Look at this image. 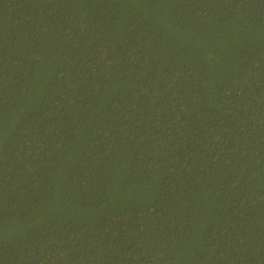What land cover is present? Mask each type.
I'll list each match as a JSON object with an SVG mask.
<instances>
[{"label": "trees", "instance_id": "trees-1", "mask_svg": "<svg viewBox=\"0 0 264 264\" xmlns=\"http://www.w3.org/2000/svg\"><path fill=\"white\" fill-rule=\"evenodd\" d=\"M0 264H264V0H0Z\"/></svg>", "mask_w": 264, "mask_h": 264}]
</instances>
